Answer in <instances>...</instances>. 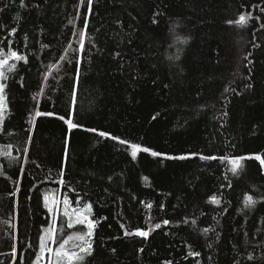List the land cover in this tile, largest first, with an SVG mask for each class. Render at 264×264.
Here are the masks:
<instances>
[{
    "label": "trees",
    "instance_id": "trees-1",
    "mask_svg": "<svg viewBox=\"0 0 264 264\" xmlns=\"http://www.w3.org/2000/svg\"><path fill=\"white\" fill-rule=\"evenodd\" d=\"M88 4L0 0V50L26 58L4 79L0 264H36L52 189L93 207L80 264H264V0Z\"/></svg>",
    "mask_w": 264,
    "mask_h": 264
},
{
    "label": "snow or ice",
    "instance_id": "snow-or-ice-1",
    "mask_svg": "<svg viewBox=\"0 0 264 264\" xmlns=\"http://www.w3.org/2000/svg\"><path fill=\"white\" fill-rule=\"evenodd\" d=\"M83 2V0H81ZM89 10L91 9V0H89L88 4ZM2 11V9H0ZM246 21V18L244 15H241L239 17V20L236 21V23L243 24ZM15 34V29L12 30L10 35ZM83 47V45H81ZM0 55H3L2 50H0ZM15 58L17 61L19 60H24L26 59L25 57L19 55L16 51L10 52L8 56L4 59H0V79H3L6 77L4 67L5 65L8 64V60ZM15 68V65H10L8 70H12ZM3 84H0V93L3 92ZM3 96H0V121L3 120L2 112L4 108V103H3ZM70 127H76V125L71 124L69 122ZM101 136L106 135L105 133L101 132ZM134 149L138 148L139 146L133 145L132 146ZM147 151V149H144ZM135 155V153H133ZM5 155H8L7 152H5ZM153 155H157L156 153H153ZM205 159H215V157H205ZM243 159L241 158H235L232 159V164L234 167L232 168L233 173H236L237 167L239 166V160ZM257 159H260L257 157ZM264 163V160L261 161ZM62 182V181H61ZM213 201L215 203H219L220 201L217 200L215 197H212ZM255 203L253 200L252 196L249 195L245 199V206H251ZM65 207L63 211V215L68 218V223L67 227L68 228H73L75 225H85L87 227V231H80L75 234H69L64 238L62 241L58 243V248H53V247H47L45 245V237H41V243H40V252L41 255H45L46 251L47 253H51L53 256H55V264H80V262L83 261L85 255H90L91 254V249H92V244H91V236H92V229L94 228V223L91 219H89V216L86 213H90L92 209V205L90 203L86 204L84 206L83 210L79 209H72L71 214L69 212V205L68 201H64ZM151 207V205H148ZM55 220V217H54ZM165 224L168 223V221H164ZM157 228L160 227V225H156ZM47 233V240L50 242L51 245H56L57 241L55 238V232L56 230L53 227H49L46 230ZM207 231V229H205ZM137 234L141 236H147L148 233L145 231H140L138 230ZM70 242H73V247L71 249L67 248L66 246L69 245ZM40 257H37V261H39ZM251 259V257H249Z\"/></svg>",
    "mask_w": 264,
    "mask_h": 264
},
{
    "label": "rangeland",
    "instance_id": "rangeland-1",
    "mask_svg": "<svg viewBox=\"0 0 264 264\" xmlns=\"http://www.w3.org/2000/svg\"><path fill=\"white\" fill-rule=\"evenodd\" d=\"M8 54H10V53L0 55L1 56L0 59L6 58L8 56ZM14 60H16V59L15 58L9 59L8 64L5 65L4 71H5L6 76H7V72H8L7 68ZM5 78L1 79V84H3L4 87H3V92L0 93V96H3V98H4V100H3L4 108H3V112H2L3 120L0 121V128H1L4 120L6 119V117L8 115V106H7V99H6V92H5L6 87L4 84ZM65 200L68 201L70 214H71L72 209H79V210L84 209V207L74 206L72 201L70 200L69 196L64 194L63 191L60 189L59 190L58 189H52V190H50V192H48L47 204H48V207H49L50 212H51V221H50L49 225L46 227V229L51 226L56 230L55 238H56L57 244L51 245L50 242L47 240V233H46V231H44L42 237H45L44 242L46 245V249H47V247H53L54 249L58 248V243L60 241H62L64 238H66V236L69 234H75V233L80 232V231H87V227L85 225H75L73 228L67 227L68 218L63 215V211H64V207H65V204H64ZM86 214L89 216V219H91L94 223V228L92 229V236H91V244L93 247V238H94V232H95V221L92 218L93 207L91 209V212L86 213ZM54 217H55V220H54ZM66 247L71 249L73 247V242H70L69 245H67ZM91 251H92V249H91ZM39 257H40V259H39V261L36 262V264H55V259H56L55 256H53L51 253H47V251H46L45 255H41ZM85 257H86V255L84 256V258Z\"/></svg>",
    "mask_w": 264,
    "mask_h": 264
},
{
    "label": "clouds",
    "instance_id": "clouds-1",
    "mask_svg": "<svg viewBox=\"0 0 264 264\" xmlns=\"http://www.w3.org/2000/svg\"><path fill=\"white\" fill-rule=\"evenodd\" d=\"M183 42L187 43V38H182Z\"/></svg>",
    "mask_w": 264,
    "mask_h": 264
}]
</instances>
